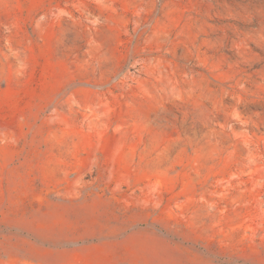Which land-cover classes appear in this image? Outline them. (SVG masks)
<instances>
[{
  "label": "rangeland",
  "instance_id": "1",
  "mask_svg": "<svg viewBox=\"0 0 264 264\" xmlns=\"http://www.w3.org/2000/svg\"><path fill=\"white\" fill-rule=\"evenodd\" d=\"M0 264H264V0H0Z\"/></svg>",
  "mask_w": 264,
  "mask_h": 264
}]
</instances>
